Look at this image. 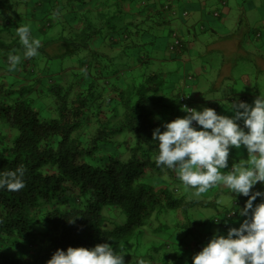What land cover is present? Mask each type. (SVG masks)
Wrapping results in <instances>:
<instances>
[{
  "label": "trees",
  "instance_id": "obj_1",
  "mask_svg": "<svg viewBox=\"0 0 264 264\" xmlns=\"http://www.w3.org/2000/svg\"><path fill=\"white\" fill-rule=\"evenodd\" d=\"M130 1L148 9L143 0ZM119 2L59 0L52 11L63 18H56L55 24L68 27V35L58 38L66 42L68 52L91 50L98 41L100 51L107 45L113 50L114 55L106 59L108 75L132 65L121 80L106 81L111 96L107 108L91 82L76 91L72 83L63 86L53 80L46 84L45 93L52 99L55 116L43 117L26 98L30 88L0 79V171L21 165L26 169L23 189L0 190V264H46L57 248H91L103 242L124 253L126 264H138L139 258L149 264H192L193 255L214 233L206 229L209 220L191 221L186 211L213 201L185 200L175 183L176 172L157 167L154 160L153 129L177 118L184 103L191 105L187 82L172 90L166 85V73L172 72L167 60L180 53L170 52L169 44L166 53L157 54L151 47L132 46L133 32L119 20ZM219 2L220 8L227 0ZM110 3L115 4L113 11L107 9ZM169 4L160 5V21L170 13ZM215 11L218 16L220 11ZM175 30H169L168 43ZM182 42L183 50V38ZM101 56L103 52L95 54ZM23 64V73L34 74L28 61ZM194 76L185 72L183 77ZM174 95L179 103L172 100ZM91 118L96 127L92 133L85 132ZM125 133L132 134L134 141L114 140ZM164 174L172 186L160 184V179L152 182L155 175ZM231 209L225 218H215L220 228L227 229L229 219L239 215L234 206ZM111 210L118 212V221Z\"/></svg>",
  "mask_w": 264,
  "mask_h": 264
},
{
  "label": "clouds",
  "instance_id": "obj_2",
  "mask_svg": "<svg viewBox=\"0 0 264 264\" xmlns=\"http://www.w3.org/2000/svg\"><path fill=\"white\" fill-rule=\"evenodd\" d=\"M16 35L22 49L8 54L9 71L17 70L24 60L38 56L41 46V40L31 35L30 24L18 26ZM228 103L231 116L220 115L210 107L197 110L183 106L182 111L186 113L183 117L165 121L152 131L156 166L174 170L179 181L195 189L196 195L222 183L231 194L247 197L243 207L237 209L244 217L239 226L228 227L226 235L217 230L193 255L192 264H264V190H254L258 182L264 185V95L256 96L251 104L238 99ZM242 146L251 158V167H230L233 170L222 172L221 169L229 168L231 149ZM25 172L23 165L0 171V190L23 189ZM258 197L260 202L254 203ZM46 264L126 262L124 253L103 242L91 248H57ZM138 264L149 262L139 258Z\"/></svg>",
  "mask_w": 264,
  "mask_h": 264
},
{
  "label": "rangeland",
  "instance_id": "obj_3",
  "mask_svg": "<svg viewBox=\"0 0 264 264\" xmlns=\"http://www.w3.org/2000/svg\"><path fill=\"white\" fill-rule=\"evenodd\" d=\"M249 1L250 0H245L244 2L239 1V3H242L241 4L242 6H245L247 11V18L244 19L248 22L249 26L252 28L250 36L247 38L252 39V42L250 41V43L251 44L253 43L254 45H256V47L261 46V41L264 46L263 43L264 14L257 16V18L263 21H261L259 24H257L256 22L254 23L253 16L249 11L250 8L248 5ZM22 3L23 5L21 4V0H0V79H3L7 83H14V85L17 87H21L22 85H24L25 87L30 88L28 93H26V98L31 100L32 106L36 110L40 111V115L43 117L55 116V113L53 111L54 104L52 102V99L51 97L46 95L47 92L45 93L46 86H48L46 84H51L53 80H54L53 84L59 82L63 86H67L72 83L73 89L76 91H78L79 89H85L88 86L87 84L91 82L95 86L93 89L94 93L97 95L98 91L101 92L102 103L104 107L107 108L108 107L107 101L111 96L108 93L109 87L106 86L107 84L106 81L108 79L111 80L113 78L117 80H121L122 77H124L126 74H129L128 69L133 68L132 65L128 66V68L121 66L117 68L118 71L113 76L108 75L107 74L108 67L106 66L108 63L106 62V59L109 60L108 55L109 56H111L110 54L114 55L113 50L111 51V49H109L110 47L107 45L105 48L103 47L104 51H100L98 49L100 48L98 41H94V43L92 44L93 49L91 50L80 49L73 54L68 52L67 49L69 47L67 45H64L66 42H62L61 40L58 39L60 34L68 35V27H66L65 30L63 28H60L59 25L55 24V19L56 18L59 19L61 15L57 17L54 15L55 11L52 13L53 9L57 10L59 6V0H22ZM229 3H234V0H229ZM262 4H264V0L255 3V5L258 6L261 11L263 10ZM62 13H64V10L61 11V14ZM22 24H30L31 35L34 38H38L41 40V46L38 50L39 55L31 59H26L28 60L29 63L27 66L28 68L32 67L34 71H36L37 70L36 67L38 68L39 66V70H37L36 74L33 70L32 72L34 74L30 73V75H28L27 73H24L27 74L25 77L23 76V74H19L17 70L9 71L8 62H7V57L10 52H18L22 49V45L19 41V37L16 35V28ZM48 24H50L51 26H49ZM228 25H229L228 23L225 24V26L229 29ZM41 26L45 28L40 29L39 27ZM257 32L261 33V37L258 36ZM232 33H236L235 29L233 30ZM157 34H158L157 40L160 39V42L159 41L156 42L158 46L157 50L159 52H162L165 50L167 44L166 37L168 38V29H162ZM200 37H202V34H200ZM200 37L199 39H201ZM44 40L47 42L43 44ZM15 43L19 44V46L16 47ZM145 46L147 47L148 45ZM65 52H68V54H66ZM100 52L105 53L104 56H101L100 58H95V54ZM198 52H200V48L198 49ZM234 54L235 52L231 50H229V52H225L218 49L216 50V52L207 53L206 54L207 57L213 58L215 60V63L212 66L207 65L205 73L198 72L200 74L197 76L196 72L199 70L195 68V70L192 71V74L195 75L193 78L192 77L184 78L183 77L184 75H181L183 74L180 72L181 70L176 73H174V71L168 72L166 73L165 76L167 78L166 85L168 86L169 90H172L175 86L177 87V84L185 81L187 82L186 94L187 93L191 94L192 91L194 90L195 82L196 80L198 81L199 77H200V86H203L206 83L204 77H209L211 80L209 83H211L214 78L213 76H215L218 73V71L215 70L217 69L218 61H220V59L226 60V58H228L229 56H233ZM190 57H191V61H199L200 64L203 60V58L201 56L199 57L198 54H197V58L194 56H190ZM26 60H24V62ZM93 60H98L99 64ZM233 61L234 64L232 65H230V63L226 64L224 68L221 69V73H226L227 69L231 67L233 68L234 75H238L242 71L246 72L248 71V69H251V67H247L248 64L240 56H238V58L237 55L233 56ZM186 72L191 73L189 72V70H187ZM180 77L182 78L181 80ZM234 79H237V77H234ZM255 83L257 84L258 80ZM260 83L264 85V80L262 82L260 81ZM235 88H237L238 91L243 90V85L238 84L237 86H235ZM172 100H174V103L180 102V100L175 95ZM190 106L198 110L197 105L192 101ZM185 114L186 113L181 110L179 112L178 117H183ZM95 127L96 124L92 119L91 123L89 124L88 130L85 132L92 133ZM122 139L128 141L130 140L134 141V136L132 134L130 135L128 133H125V134L117 135L116 139L114 138V140L117 141ZM234 150L237 151L239 158L241 159L242 162H243V158L244 159L250 158V156H248L247 154L246 149H244L243 146L240 149H235V148L231 149V151ZM231 158H229L230 161H229L228 169H230V167H233L234 169L244 166L242 162L238 163L235 157H231ZM95 163H97V161H95ZM157 179H160L158 181L160 182V184L163 185L171 184V186L173 185L172 181L166 174H164L161 177L155 175L152 179V182L157 181ZM175 179L177 180V182H175L176 185L179 186V188L181 189L180 191L181 193L179 194H184L185 200L197 199L203 201H213V203L209 204L208 206L194 205L191 207H187L186 211H188L189 220L199 221V222L200 221L205 222L209 220L206 224V229L212 230L214 232L213 234H215L217 230H219L220 234L226 235L228 228L227 229L223 227L220 228L219 227L220 224L215 223V218L217 219L225 218L224 214L226 213L227 210L232 211L233 210L231 209L232 206H234V209H239L241 207V203H244L247 197L243 195L238 196L231 194V190L228 189L227 187L224 191H221V193L220 192L218 193L217 189L213 190V187H211L205 193L196 195L195 189L184 186L183 183L179 181L177 176ZM254 190H264V185H261L258 182L254 186ZM216 194L220 196L223 199V201L221 199L216 200L215 198ZM213 199L216 200L217 204H215ZM234 199L239 200L238 202L239 204L235 203ZM256 201L257 203H259L260 198L258 197ZM112 213L114 214V216L118 215L116 220L118 221L120 217L118 212L115 210L112 211ZM243 219L244 217H241L240 215H238L237 217L233 216V218L229 219L230 220L229 227H238ZM227 221L228 220L226 219L225 222L227 223Z\"/></svg>",
  "mask_w": 264,
  "mask_h": 264
},
{
  "label": "crops",
  "instance_id": "obj_4",
  "mask_svg": "<svg viewBox=\"0 0 264 264\" xmlns=\"http://www.w3.org/2000/svg\"><path fill=\"white\" fill-rule=\"evenodd\" d=\"M165 1L170 3V13L164 14L163 18H161L163 20L160 21L159 17H161V15L160 13L158 14V12L161 11L160 5ZM219 1L220 0H143L145 6H148V9H145V7L140 8L137 4L133 5V2L130 0H120L119 3L121 4L118 5L121 7L119 20H121L123 25L126 24V26H129L131 32H133L129 40L132 46L146 47L145 45H148L147 47H151L155 54L162 53L157 50L158 46L156 42H160V39L157 40V33L162 29H168V38L166 37V43L168 44L169 30L172 28L176 29L184 39L185 48L180 52L179 56L170 57L167 60L169 62L167 68L174 71V73L181 70L180 72L183 73L181 75H184L187 70L192 72L195 68L199 70L196 72L197 76L200 74L198 72L205 73L206 66H212L215 63V60L211 57L208 58L206 54L216 52L217 49L225 52L231 50L235 52L233 56L237 55V58L238 56L242 57L248 64L247 67H251V69L234 75L233 68L231 67L227 69L226 73H221V69L224 68L226 64L230 63V65H232L234 61L233 56H229L226 60L220 59L217 64V69H215L218 73L213 76V81L209 83L211 81L210 78L204 77L206 83L200 86L199 77L198 81L196 80L195 82L194 90L190 94L191 101L197 105L198 110H202L204 107H210L215 109L220 115L231 116L232 110L228 101L238 99L251 104L256 96L259 94L264 95V85L260 83V81L262 82L264 80V46L261 41V46L256 47V45L250 43L252 39L247 38L250 36L252 28L244 19L247 18L245 6L239 3V1L244 2L245 0H234V3H229V0H227L226 3L220 4V8L216 6L217 3H220ZM259 1L261 0H250L248 4L250 7L249 11L253 16V22L257 24L263 21L257 18V16L264 14V4H262V11L255 5V3ZM21 4L23 5L22 0ZM114 5V3H110L107 5V9L113 11ZM141 9H144L142 13L139 12ZM213 10L220 11L219 15H214ZM183 12L186 13L184 14ZM144 18V22L140 24V21ZM62 19V17L59 18L61 21ZM130 21L132 23H130ZM226 23L229 24V29L225 26ZM57 25H59L60 28L62 26L60 24ZM233 27L236 33H232L234 30ZM257 33L258 36L261 37V33ZM200 34H202V37H200ZM129 43H127V45H129ZM166 47L164 50L165 53L167 50ZM199 48L200 52H198ZM197 54L199 57L201 56L203 58L201 64L199 61H191L190 56L197 58ZM108 57L110 56L108 55ZM23 62L18 67L20 72L23 70ZM110 63L114 64V61ZM22 74L24 77L27 75L23 72ZM234 77H237V79H234ZM181 79L180 77V80ZM257 80L258 83L256 84L255 82ZM238 84L243 85V90L238 91V89L235 88ZM231 157H235L238 163L242 162L236 150L231 151L229 158ZM242 163L244 166L251 167V158H243ZM221 171L223 172L224 170L221 169ZM214 189H217L218 193H221V191L226 189V186L220 183L213 186V190ZM215 196L217 200L221 199L223 201L217 194ZM254 203H257V201H254ZM243 205L244 203H241L240 208H242Z\"/></svg>",
  "mask_w": 264,
  "mask_h": 264
},
{
  "label": "built area",
  "instance_id": "obj_5",
  "mask_svg": "<svg viewBox=\"0 0 264 264\" xmlns=\"http://www.w3.org/2000/svg\"><path fill=\"white\" fill-rule=\"evenodd\" d=\"M185 13L186 12H184V14ZM216 13L217 12L215 11L214 15H217ZM182 45H183L182 38L180 37L179 34H177L176 31H173L171 34V39H170L169 45H168V50L170 52L180 53L182 51ZM184 106L192 108L190 105H187L186 103H184Z\"/></svg>",
  "mask_w": 264,
  "mask_h": 264
}]
</instances>
